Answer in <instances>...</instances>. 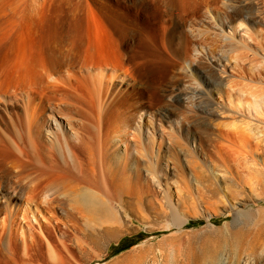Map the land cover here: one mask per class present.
<instances>
[{
	"label": "rangeland",
	"instance_id": "rangeland-1",
	"mask_svg": "<svg viewBox=\"0 0 264 264\" xmlns=\"http://www.w3.org/2000/svg\"><path fill=\"white\" fill-rule=\"evenodd\" d=\"M146 2L142 3L138 0H0V90L2 88L5 90L1 95L5 101L0 103V128L3 131L5 127L1 126L17 128V115L22 113L21 107L15 104V95L22 96V91L19 90L21 85L15 84L16 75L21 76L25 69L23 75L26 76L24 73L28 72L27 69L30 71L38 67L40 60L37 58L48 52L46 50L51 49L55 53L58 51L57 53L61 55L70 50L69 55L73 56L77 45L81 44L84 46L81 64L91 61V65L81 68L84 72L83 77L86 78L82 79L86 82L71 79L70 84L62 86L63 88L61 86L56 87L57 89L46 88V94L53 98L52 104L59 105L65 112L69 111L68 113L72 118L74 115L77 121L82 117L93 122L89 123L88 120L83 119L86 126L89 125L91 128L103 126L99 130L104 133L103 130L110 123L120 124L124 118L139 119L142 114L136 115L134 102L140 98L141 93H144V101L153 105L154 110V113L146 115L148 120H140L141 123L145 122L147 126L149 124L152 126L148 138L145 137L144 145L154 143V147L157 148L161 139H164L161 150L166 151L161 165L151 158H146L145 164H149L145 168L150 175L145 177L147 190L145 189L139 205L134 200L128 202L121 231L106 233L98 223L89 222L85 216L77 212L70 216L73 211L69 206L53 204L54 208L46 209L32 205L29 223L21 222L18 230L16 229L17 235L4 237L0 241V264H261L264 262V235L256 245L252 242L251 236L256 228L250 229L255 225L250 223L247 226L243 221L234 222L233 212L229 207L236 206L240 199L230 195L235 185L229 181V178L220 175L221 180L216 179L215 173L222 174L218 173L222 172L221 168L212 169L210 162L204 163L199 158L198 164H194L193 167L199 176L195 179L191 173L196 171L192 168L191 171L187 163L182 161L180 168L189 179H186V186L179 180L180 170L169 154L170 151L175 152V149L170 148V151H167L164 145L168 138L175 137V133L181 140L173 138L174 141L187 144L183 142L186 129L192 126L191 123L198 114L189 98L185 103L176 104L168 118L157 117L155 113L159 107L166 106L167 97L164 96V91L171 87L174 89L181 87L189 90L190 93L191 90L201 88L205 92L209 86L203 81L200 69L208 68L214 61L223 65L226 71L222 70L221 73L228 74L230 78L244 83L251 81L252 84L262 85L261 82L264 80V0L176 1L175 15L182 23L183 33L189 37L186 49L189 59L184 62V66L187 65L184 71V73L187 72L184 76L185 81L177 76L176 65V69L172 66L174 58L165 54L166 52L160 48L158 22L160 10L151 8L154 6L152 2ZM83 10L86 11L83 12ZM113 12L121 18L129 16L135 21L145 23L142 33L131 32V34L124 31L122 26L114 23ZM55 19L59 20L56 22ZM70 23L72 27L70 31L74 30L72 34L78 36L68 32L67 26ZM47 29H49L47 33L49 38L46 37ZM207 29H211L207 31L211 32L209 35L206 33ZM49 33L55 38L57 36L54 34L58 35L59 41H64H56ZM28 44H34V47ZM218 58L220 59L217 60ZM177 59L178 57L175 56V61ZM235 60H238V63ZM29 62L32 64L30 65ZM238 65L243 67L241 71L237 69ZM98 71L103 72L100 76L102 80L98 79ZM262 83L264 85V81ZM23 98L25 99L24 96ZM212 98L216 106L220 108L223 102L221 97L213 92ZM44 100L46 103L45 98ZM37 101L39 99L34 98L33 103H30V107L34 110ZM22 102L18 100L19 104ZM41 109H44L42 112L46 118L48 112L52 111L51 107L46 105L36 109V114ZM12 113L15 115L13 116ZM115 114L117 118L114 117ZM210 118L213 123L233 121L222 115H213ZM81 120L79 123L76 121V124L83 123ZM46 129L45 126L44 130ZM167 131L169 133L166 134ZM8 134L10 135L11 131H8ZM1 145L3 144L0 143V161H2L1 158L4 159L2 156L5 153ZM167 159H171L172 163H169L165 171L164 162ZM261 160L264 161V155L258 158L259 163ZM12 178V182L16 180L15 177ZM156 182L159 184L157 185ZM15 186L16 190L9 191V196L15 195L18 191L17 185ZM47 195H49L47 198L57 197L54 192ZM5 200V197L0 198V207L4 206ZM25 202L26 200H23L11 205L14 208ZM258 206L264 207V199L258 201ZM3 220L4 213L0 212V223ZM8 254H11L14 259L8 258Z\"/></svg>",
	"mask_w": 264,
	"mask_h": 264
},
{
	"label": "bare ground",
	"instance_id": "bare-ground-1",
	"mask_svg": "<svg viewBox=\"0 0 264 264\" xmlns=\"http://www.w3.org/2000/svg\"><path fill=\"white\" fill-rule=\"evenodd\" d=\"M138 1L142 3L150 1L154 5L151 8L154 7L155 9L158 8L160 10L158 19L160 24V48L162 51L166 52L165 54L174 58L172 66L175 68L176 65L177 76L179 79L184 80V76L187 73H184L187 67V65L186 67L184 66V62L189 59V54L187 56L186 53L189 37L187 34L183 33L182 23L178 19L179 17L175 15V3L177 0ZM71 10L72 9H70V11ZM148 10H150V8ZM84 11L86 10H83V12ZM112 15L114 23L116 22L117 25L122 26L124 31L137 34L142 33L141 31L145 23L135 21L129 16L121 18L116 12H113ZM74 19L75 18H73V21H75ZM50 25L52 27V24ZM67 27L69 28L68 32H71L72 34L74 30L70 31L72 28L71 23L68 24ZM47 30L46 34L49 32V29ZM210 30L211 29H207L206 33ZM52 31L55 32V30ZM80 34L79 37L81 36ZM54 35L58 38H55L54 36L53 38L50 34L53 39L59 41V36L56 34ZM72 35L74 36L75 34L73 33ZM47 36L49 38L48 34L46 37ZM46 42L48 41L46 40ZM66 43L68 44V42ZM33 45L31 46L34 47ZM233 45L235 44L233 43ZM175 46H178L176 47L178 48L177 50ZM210 48L213 47L210 46ZM46 51L48 52L43 53L44 55L41 53L42 55L37 58L40 60L37 64L38 67L36 66V68L31 69L26 66L31 69L30 71L27 69L28 72L26 71L24 73L26 76L23 75L24 69L21 74L23 77L19 76L20 74L16 75L17 81L14 77V80L16 81L15 84H20L21 88H19V90L22 91V96H20V94L17 95L18 97L15 95V104L17 103L22 109V113H19L17 115L18 117L16 116L18 127L10 129L9 127L1 126L3 128L5 127L4 131L0 128L2 130L0 131V143L3 144L1 147L5 152H2L4 156H1L4 157V159L1 158L2 161H0V198H6L4 206L0 207V212L4 213V220L0 223V241H2L4 237L17 235L18 226L21 222L29 223L32 205L46 209L54 208L52 207L53 204L69 206L72 209L71 211H73L70 216L77 212L78 214L85 216L89 222L98 223L101 229L106 233L121 231L122 223L124 222L122 219L127 210L128 202L134 200L139 205L143 194L145 193V189L147 190L145 177L149 174L146 172L145 167H147L149 163L145 164L146 158H151L155 163L161 165V160L163 156L166 155L165 149V152L161 150L164 139H161L159 147L157 148L154 147V143L148 146L144 145L145 137L148 138L152 126L150 124L147 126L145 122L141 123L140 120L143 119L145 121L147 119V114L154 113V110L152 109L153 105L144 101V93H141L140 98L134 102L136 115L142 114V116H140L139 119L124 118L121 120L122 122L120 124L116 125L110 123L108 127L106 126V131L101 129L104 133L99 130L103 126H100V128L96 127L98 130L96 128H91L89 125L86 126L84 121H87L88 119L86 120L81 117L78 118L77 121L75 120L74 115V119L72 118L68 113L69 111L65 112L59 105H53V98L51 95L46 94V88L51 87L57 89L56 87L68 86L71 79L86 82V78L83 77L84 72L81 68L91 65V61L81 64V56L84 54V46L81 44L77 45L76 51L74 52L75 55L73 56L69 55L70 50L69 52H65L64 55L58 54V51L55 53L54 50L52 51L51 49ZM31 53L33 54V52ZM175 56L178 57L176 61ZM219 59L220 58L217 60ZM29 63L30 65L32 64L31 62ZM107 63H109V61H107ZM222 66L219 62L217 63L214 61L208 68L200 69L203 81L209 86L206 88L207 90L205 92L203 89L198 88L191 90L190 93L189 90H185L181 87L180 89H174L171 87L164 91V96L167 97V104L164 107H159L155 113L158 115L157 117L164 116L168 118L169 113L172 112V109L175 108V106H177L176 104L179 105L185 103L189 98V101L193 104V107L198 114L193 123H191L192 126L188 128L186 127L187 129L184 136L185 141L183 142H186L188 145L177 141L179 137H176L178 135H176L175 132H173L175 133V137L173 136L171 138L169 136L170 134L168 135L170 138H168L165 143L166 145H164L167 151L170 148L175 149V152L169 150V154L171 155L172 161H175V166L180 170L179 180L184 186H186V179H189L184 173V170L180 168L182 161L187 163V166L193 170L194 164H198L200 159H202L204 163L210 162L212 164V166H210L212 169H215L216 167L221 168L222 172L218 173L222 174L218 175L213 172L216 174V179L218 181L221 180L219 177L220 175L229 178V181H232L235 185V188L230 191V195L233 198L240 199L236 206L229 207L233 212V220L234 222L243 221L247 226L250 223L255 225V227H251L250 229L253 230L256 228V230L253 231L254 233L251 231V234H253L251 236L252 242L257 245L264 235V207L258 206V201L264 199V161L261 160L262 163H259L258 161V158L261 155H264V85L262 83L264 80L261 82L263 86L261 84V86H259V83L258 85L254 83L252 84L251 81V83H244L240 80L230 78L228 74L221 73V71L224 70ZM242 68L239 67L237 69L241 71ZM101 75H103L102 71L97 75L100 80H102V77L100 78ZM174 75H176L175 72ZM18 77L21 78L18 79ZM3 89L4 88L0 90V103L5 101L1 98L2 91H5ZM213 92L217 93L223 101L221 102V107V103L218 104L220 108H218L216 103L213 102ZM34 98L39 99V101L35 103V110L40 109L41 107H46V105L51 107L53 112H48V119L43 115L42 111H44V109L38 111V116V114H36L37 111L35 112L33 107H30V103H33L32 101ZM44 98L46 99V103L44 102ZM62 98L65 97L62 96ZM18 100L23 102L19 104ZM14 115L15 114H13V116ZM82 115L83 114H81V116ZM213 115H222V117L224 116L227 119L230 118L233 121H228L226 123H213L210 118ZM114 117L117 118L116 114ZM7 118H9V115ZM15 118L13 122L16 120ZM40 118L42 119L40 120ZM80 119H82L81 121L83 123L77 125L76 121L79 123ZM96 120L98 121L97 123H99L98 116H96ZM87 122H89V120ZM45 126L47 127L46 130H44ZM8 131H11L10 135L8 134ZM167 133L169 132L167 131L166 134ZM173 138H176L177 140L174 141ZM150 142L152 143L153 141ZM114 144H117L118 146L114 147ZM171 159L165 160V171L169 167ZM191 176L195 179L199 178L197 171H192ZM12 177L16 178L13 182ZM156 183L157 185L159 184L158 182ZM15 185L18 187V191L16 193L14 192L15 195L13 194L12 196H9V191L16 190ZM51 192L57 194V197L47 198L49 197L47 194H51ZM200 197H202V195ZM23 200H26V202L18 204L19 206L17 205V207H12V203L17 204V202H22ZM175 208L177 209L176 206ZM175 216L177 217V210ZM7 256L12 260L14 259L11 254H8ZM261 264H264V262H261Z\"/></svg>",
	"mask_w": 264,
	"mask_h": 264
}]
</instances>
